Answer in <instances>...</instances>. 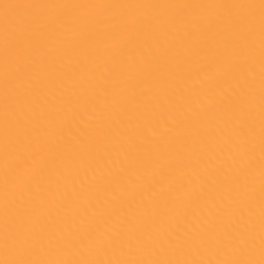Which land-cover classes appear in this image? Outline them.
Masks as SVG:
<instances>
[{"label": "bare ground", "instance_id": "bare-ground-1", "mask_svg": "<svg viewBox=\"0 0 264 264\" xmlns=\"http://www.w3.org/2000/svg\"><path fill=\"white\" fill-rule=\"evenodd\" d=\"M0 264H264V0H0Z\"/></svg>", "mask_w": 264, "mask_h": 264}]
</instances>
